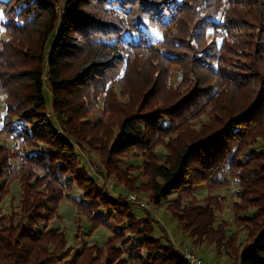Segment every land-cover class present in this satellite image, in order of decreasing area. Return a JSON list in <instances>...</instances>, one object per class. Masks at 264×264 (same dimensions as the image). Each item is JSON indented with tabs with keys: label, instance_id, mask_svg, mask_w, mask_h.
Segmentation results:
<instances>
[{
	"label": "trees",
	"instance_id": "16d2710c",
	"mask_svg": "<svg viewBox=\"0 0 264 264\" xmlns=\"http://www.w3.org/2000/svg\"><path fill=\"white\" fill-rule=\"evenodd\" d=\"M55 2L0 0L10 36L0 43L1 133L14 141L0 146V180L16 159L23 194L19 212L0 217V264H191L166 234L156 236L152 216L137 220L126 197L111 196L84 166L78 169L75 144L100 152L106 169L127 152L143 153L149 201L160 206L173 197L166 209L183 237L195 248L213 244L218 256L236 253V237L226 235L224 223L214 227L220 199L200 203L191 191L234 178L236 222L247 232L238 264H264V0H65L61 14ZM147 26L162 31L160 43L150 42ZM172 63L180 65L174 86L166 77ZM127 80L133 106L115 133L80 122L112 81L125 88ZM204 114L201 128L189 132L188 122ZM257 142L262 150L247 155ZM157 145L167 150L164 159L154 155ZM128 179L121 183L135 194L129 185L137 177ZM75 185L86 201L70 198L77 210L91 227L112 231L102 249L64 252V234L48 227ZM115 217L127 227H111Z\"/></svg>",
	"mask_w": 264,
	"mask_h": 264
},
{
	"label": "rangeland",
	"instance_id": "374dc122",
	"mask_svg": "<svg viewBox=\"0 0 264 264\" xmlns=\"http://www.w3.org/2000/svg\"><path fill=\"white\" fill-rule=\"evenodd\" d=\"M65 0H57L56 3V11L58 14H61L63 11ZM5 22L3 15L0 12V43L10 39V36L6 34L4 31L3 23ZM186 27V26H185ZM144 30L148 34V38H150V42L152 44H158L162 41V31L158 28H151L147 26ZM182 31H184L182 29ZM211 32L209 33V37ZM181 37V35H180ZM13 45L15 41L13 40ZM142 57H139L135 62L131 64L130 70L138 69L137 64L140 63ZM147 63V62H146ZM146 63L143 64L146 66ZM150 63V64H149ZM154 65V62L148 61L147 65ZM141 71V69H139ZM152 72H155V69H152ZM180 65L173 64L169 67L168 72V83L172 86L177 85L180 80ZM125 83V88L122 85L116 84L115 81H112L105 89L107 91L98 94L96 99H94L93 105H91V110L84 115V118L80 119L81 123L91 122L92 125H98L102 127L104 135L105 131L107 134H113L117 131V125L120 123L122 116L124 115L125 109L131 108L133 105L128 104L130 102L131 97H129L126 93V88L129 87L132 83L127 80ZM6 96L0 89V146L13 147L14 141L11 137H7L6 135L1 133L2 130V120L5 114L6 108ZM48 107V106H47ZM48 109H50L48 107ZM208 119V115H200L199 117H195L194 119L188 122L189 132L197 131L201 128L203 122ZM56 128L59 130L58 124L55 122ZM100 128V127H99ZM100 130V129H99ZM181 135L183 132H181ZM113 136V135H112ZM74 145V144H72ZM75 150L79 154V161L81 165H79L78 169H82L84 166L85 171L87 170L90 174H93L97 178L98 183L104 186L106 191L113 197L122 196L127 198V203L129 204L130 214L136 218L137 220H142L145 218L146 214L152 216V220H155L154 223V233L157 237H162L164 234L167 235L170 245L173 247H188L194 251L197 255L196 257L201 258L206 264H238V256L237 253L242 250L244 243H246L247 232L244 229L245 226L243 224H239L236 222V214L233 209V203L238 202L240 190L237 186V182L234 178H228V175L222 177L226 179L228 182L227 186H222L213 190H209L206 186H198L193 189L192 194L197 202L203 203L205 199L209 196H215L221 201V210L216 211V220L214 223V227L218 226L221 223H224L226 226V235L232 236L235 235L236 243H235V254L228 256L224 255H216V248L212 245L203 244L199 248H195L190 244V241L187 237H183L182 232H180L181 228L173 219L172 212L170 209H166L167 205H170L173 202L174 198L171 197L169 202L163 203L160 206H156L155 203L149 201V191L145 188V183L147 182V178L141 174V162L145 161V159L140 156L143 154L139 151H130L122 156V158L117 161H114L115 165L110 166L106 169L103 165V155L100 152H97L96 149H91L89 151L81 149L78 145H74ZM262 150V143L257 142L255 145L251 146L248 150H246L247 155L251 152H257ZM32 151V150H31ZM154 155L157 157L164 159L165 153L167 150L163 145H157L154 149ZM243 159V157L241 158ZM11 172L7 173V175L0 180V185L5 184V194L0 199V217H5V219H10L11 213H18L19 206L23 194L20 188V178H19V170L20 164L16 159L11 160ZM135 167V168H134ZM127 171V173H126ZM126 173V174H125ZM137 177V180L134 181V185H129L131 189L137 190L135 194L129 193L121 180L125 177H129L128 181L132 179V177ZM221 178V179H222ZM62 183H65V180H62ZM125 183V182H124ZM82 192L79 187L76 185L70 190H66L63 196V199L58 204L56 211V215L53 216L49 222L48 227L53 228L59 232H62L65 237L66 246L63 248L64 252L68 249L73 254L75 251L80 250L82 245L89 246H97L102 249L105 245L106 241L109 237L112 236V231L108 228L96 226L91 227L89 224V219L85 215L84 212L77 210L76 204L70 201V198L74 200L76 203L85 202L84 197H82ZM143 204V206H141ZM99 214L106 216L109 212L100 208L98 211ZM252 211H249L246 215H250ZM126 219L119 220L117 217L114 220H111V227L115 226L117 229H121L123 227H127L128 223L125 221ZM18 222V221H17ZM81 230V231H80ZM79 231L83 234L82 237L75 238V234L79 233ZM124 235L127 237H131L128 234V230L125 229ZM239 250V251H238ZM124 257H127L125 254ZM144 257V256H142ZM69 258H66L65 261H69ZM67 262H62L60 264H66ZM130 264H139L138 262H130Z\"/></svg>",
	"mask_w": 264,
	"mask_h": 264
},
{
	"label": "built area",
	"instance_id": "2783aa9c",
	"mask_svg": "<svg viewBox=\"0 0 264 264\" xmlns=\"http://www.w3.org/2000/svg\"><path fill=\"white\" fill-rule=\"evenodd\" d=\"M143 206V204H141ZM176 250L182 253L183 257L191 264H206L201 258L196 257L194 251L188 247L180 248L174 246Z\"/></svg>",
	"mask_w": 264,
	"mask_h": 264
},
{
	"label": "crops",
	"instance_id": "0c3cea01",
	"mask_svg": "<svg viewBox=\"0 0 264 264\" xmlns=\"http://www.w3.org/2000/svg\"><path fill=\"white\" fill-rule=\"evenodd\" d=\"M214 264V263H213Z\"/></svg>",
	"mask_w": 264,
	"mask_h": 264
}]
</instances>
